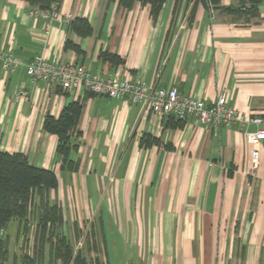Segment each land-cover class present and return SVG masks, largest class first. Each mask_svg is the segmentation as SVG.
Instances as JSON below:
<instances>
[{
  "label": "crops",
  "instance_id": "obj_1",
  "mask_svg": "<svg viewBox=\"0 0 264 264\" xmlns=\"http://www.w3.org/2000/svg\"><path fill=\"white\" fill-rule=\"evenodd\" d=\"M241 3L166 0L154 19L139 0L130 9L117 0H61V19L51 20L32 15L30 0H0V47L17 59L13 69L0 63V150L55 170L52 198L73 193L83 214L102 210L110 264H264V141L246 134L264 123L217 128L195 116L159 118L128 99L32 81L27 65L36 56L72 61L106 77L177 87L207 104L225 94L229 106L264 118V0L256 15L230 11ZM75 17L88 18L91 35L72 31ZM68 38L81 53L65 47ZM103 51L124 63L104 60ZM21 88L27 97H17ZM76 100L81 136L72 158L80 166L70 171L44 121ZM146 134L156 141L142 145Z\"/></svg>",
  "mask_w": 264,
  "mask_h": 264
},
{
  "label": "trees",
  "instance_id": "obj_2",
  "mask_svg": "<svg viewBox=\"0 0 264 264\" xmlns=\"http://www.w3.org/2000/svg\"><path fill=\"white\" fill-rule=\"evenodd\" d=\"M30 1L42 10L49 9L53 2L52 0ZM117 1L124 8L130 9L136 0ZM139 1L150 4L154 19L158 17L166 2V0ZM187 1H196V4L199 1L213 5L220 3V0ZM60 2L61 0H56L58 8ZM241 2L240 7L230 11L236 13L244 11L256 15L262 0H241ZM194 11L195 8L192 12ZM70 27L81 37L92 34V25L86 17L73 18L70 20ZM65 47L82 52L79 45L70 38L66 40ZM101 56L114 65L124 63V59L116 53L103 51ZM81 111L82 104L78 100L71 101L63 108L58 118L48 114L44 121V129L56 134L59 138L57 152L62 157V168L70 171H77L80 166L79 160L72 158V152L77 150V139L81 136V132L76 130ZM155 141V138L146 134L142 137L141 144L148 146ZM58 187L59 178L55 170L32 164L24 153L0 150V264H7L9 261L7 230L15 220L18 221L19 234L29 239L30 233L35 242L32 246L33 254H24L21 262L15 260L13 264H45L43 251L46 243H50V251L53 252L55 262L60 260L61 264H101L99 258H95L91 263L82 250L75 253L69 238L59 232L57 226L63 223L64 213L56 201L52 202L51 197V192ZM35 216H37V223L33 228L31 220ZM79 234L77 230L76 237H79ZM53 237L57 239L55 244L52 243Z\"/></svg>",
  "mask_w": 264,
  "mask_h": 264
},
{
  "label": "built area",
  "instance_id": "obj_3",
  "mask_svg": "<svg viewBox=\"0 0 264 264\" xmlns=\"http://www.w3.org/2000/svg\"><path fill=\"white\" fill-rule=\"evenodd\" d=\"M52 1L49 9L42 10L36 7L31 11V14H41L51 20L61 19L56 0ZM0 63L5 68L13 69L17 64V59L11 51L0 47ZM27 74L32 81L45 79L59 85L65 91L73 92L83 88L96 95L128 99L134 103H141L159 118L170 114L180 119L195 116L200 122L212 124L217 128L234 122L243 123V125L247 122L257 125L264 123L262 116L248 117L229 106L225 94L219 96L213 103L207 104L203 99L181 93L177 87H158L143 80L121 76L106 77L100 72H91L85 65L72 61L56 63L47 60L43 56H36L27 65ZM27 96L28 92L25 88H21L17 93L18 98ZM246 134L251 137L254 143L264 141V128L247 131ZM259 159V150L253 148L251 152L253 168H255Z\"/></svg>",
  "mask_w": 264,
  "mask_h": 264
},
{
  "label": "rangeland",
  "instance_id": "obj_4",
  "mask_svg": "<svg viewBox=\"0 0 264 264\" xmlns=\"http://www.w3.org/2000/svg\"><path fill=\"white\" fill-rule=\"evenodd\" d=\"M98 195L99 197H104L106 194ZM55 201L61 206L64 213L63 223L58 225L57 228L60 233H64L69 238L70 243L74 247V252L77 253L82 250L89 261L91 260V263L95 258H99L101 264H110L102 210L97 209L96 205H94L90 207L87 213L83 214V209L81 208L82 201L76 200L73 193L56 192V198H52V202ZM96 202L95 200L93 204ZM78 213H80V216ZM36 223L37 216L31 220L33 228ZM77 230L80 233L79 237H76ZM92 231L93 234H91ZM7 234L9 235V261L7 264H13L15 260L19 262L24 254H33L32 246L33 242H35L33 241V235L29 233V239H26V236L20 235L17 220L10 224ZM56 240V237H53L52 243L55 244ZM43 254L45 264H61L60 260L56 262L53 260L50 243L45 244Z\"/></svg>",
  "mask_w": 264,
  "mask_h": 264
}]
</instances>
